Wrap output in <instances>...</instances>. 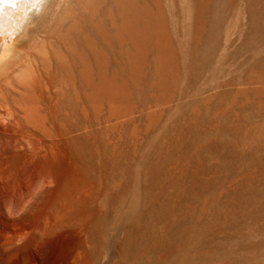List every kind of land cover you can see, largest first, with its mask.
I'll use <instances>...</instances> for the list:
<instances>
[{"label": "rangeland", "instance_id": "1", "mask_svg": "<svg viewBox=\"0 0 264 264\" xmlns=\"http://www.w3.org/2000/svg\"><path fill=\"white\" fill-rule=\"evenodd\" d=\"M21 29L0 264H264V0H45Z\"/></svg>", "mask_w": 264, "mask_h": 264}, {"label": "bare ground", "instance_id": "2", "mask_svg": "<svg viewBox=\"0 0 264 264\" xmlns=\"http://www.w3.org/2000/svg\"><path fill=\"white\" fill-rule=\"evenodd\" d=\"M44 2L45 0H0V33L4 36V41L0 43V60L25 22Z\"/></svg>", "mask_w": 264, "mask_h": 264}]
</instances>
